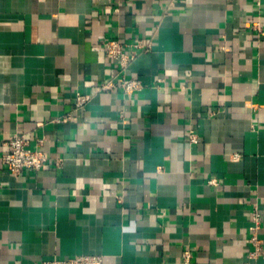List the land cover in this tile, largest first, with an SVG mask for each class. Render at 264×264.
Instances as JSON below:
<instances>
[{
    "label": "crops",
    "instance_id": "crops-1",
    "mask_svg": "<svg viewBox=\"0 0 264 264\" xmlns=\"http://www.w3.org/2000/svg\"><path fill=\"white\" fill-rule=\"evenodd\" d=\"M111 38L150 48L121 72ZM255 209L264 244V0H0V264H239Z\"/></svg>",
    "mask_w": 264,
    "mask_h": 264
},
{
    "label": "built area",
    "instance_id": "built-area-1",
    "mask_svg": "<svg viewBox=\"0 0 264 264\" xmlns=\"http://www.w3.org/2000/svg\"><path fill=\"white\" fill-rule=\"evenodd\" d=\"M254 25L257 30H260L258 24L255 23ZM102 48L122 72L135 57L137 50H149L150 44L148 42L144 43L142 40L125 44L118 38H111L103 43ZM113 85L112 82L103 83L101 89L110 88ZM140 86L138 79L126 77L124 74L120 75L118 87L125 94L137 91ZM89 99L90 96L88 94L77 92L75 95V106L82 107ZM191 140H195V138L191 136ZM5 144L7 145V150L1 155V159L12 174H18L23 170H45L50 165V158L43 151L29 147L28 139L24 134L13 132L7 137ZM53 162L59 163L58 160ZM209 183H214V179L209 180ZM259 224L260 216L257 209H255L252 213L251 236L249 238L252 249L248 254L249 259L239 264H257V258L263 255L264 244L257 236ZM186 258H189L188 254H186ZM40 264H103V260L98 254H77L70 258L44 260Z\"/></svg>",
    "mask_w": 264,
    "mask_h": 264
},
{
    "label": "clouds",
    "instance_id": "clouds-1",
    "mask_svg": "<svg viewBox=\"0 0 264 264\" xmlns=\"http://www.w3.org/2000/svg\"><path fill=\"white\" fill-rule=\"evenodd\" d=\"M132 227H134V222L132 225H130L129 229H126V230H131Z\"/></svg>",
    "mask_w": 264,
    "mask_h": 264
}]
</instances>
